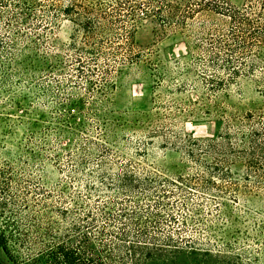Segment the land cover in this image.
I'll list each match as a JSON object with an SVG mask.
<instances>
[{
	"label": "rangeland",
	"instance_id": "1",
	"mask_svg": "<svg viewBox=\"0 0 264 264\" xmlns=\"http://www.w3.org/2000/svg\"><path fill=\"white\" fill-rule=\"evenodd\" d=\"M32 1L43 11L36 7L26 21L8 23L16 14L0 8V180L10 178L0 230L12 253L0 247V264L27 260L33 247L15 239L19 232L32 236L37 222L46 226L42 217L64 230L78 213L97 212L106 201L112 213L136 203L159 213V224L152 216L141 222L187 250L173 264H264V184L257 188L254 175L234 159L216 169L230 168L220 180L211 157L200 150L195 158L187 155L189 137L216 138L232 116L264 110V55L253 74L217 95L203 82L204 67L187 40L178 34L154 40L146 25L135 34L146 59L119 66L113 86L91 98L67 81L72 64L64 44L74 25L66 16L54 20L51 1ZM229 1L238 7L245 2ZM49 63L60 69L49 73ZM80 98V109L71 106ZM124 171L151 178V189L160 184L165 193L157 199L101 186V177L114 181ZM63 210L66 219L57 213Z\"/></svg>",
	"mask_w": 264,
	"mask_h": 264
},
{
	"label": "trees",
	"instance_id": "2",
	"mask_svg": "<svg viewBox=\"0 0 264 264\" xmlns=\"http://www.w3.org/2000/svg\"><path fill=\"white\" fill-rule=\"evenodd\" d=\"M45 1H51L54 20L66 16L74 25L69 42L64 44L72 64L67 81L91 98L113 86L119 66L146 59L147 50L135 42V34L146 25L152 26L154 40L175 34L187 40L189 51L197 52L199 57L196 63L204 67L207 76L203 82L217 95L227 91L238 78L253 74L251 71L264 55V0H245L240 7L229 0H66L64 7L61 0ZM5 7H11L12 14H16L8 23L13 18L18 19L16 22L28 20L36 7L43 11L42 5L32 0H0V8ZM12 49L17 51L13 44ZM53 61L61 67L57 55ZM55 65L49 63L47 71L60 69ZM53 81L60 84L55 77ZM83 105L81 98L77 104H71L79 109ZM68 113L74 114L71 110ZM188 142L191 146L187 155L191 159L200 150L215 161L212 172L216 178L222 180L230 174L228 167L224 172L216 169L234 159L244 164L247 176L254 175L257 188L264 184V110L232 116L222 122L216 138L189 137ZM165 143L168 142L165 140ZM150 179L143 181L124 171L114 181L103 176L99 182L106 190L116 188L123 195L153 194L159 199V194L165 193L164 186L158 184L152 190L155 181ZM9 180V177L0 180V208L3 209L6 208L4 197L9 196ZM106 180L111 182L106 184ZM211 184L217 187L215 182ZM89 189L97 192L95 188ZM109 203L112 202L106 201L97 212L78 213L75 222L64 230L49 217H42L47 219L46 226L35 223L32 236L18 233L15 240L32 246L35 252L31 251L25 262L15 264H173L178 256L187 254L170 236L161 240L141 222L152 216L157 225L161 221L159 213L142 211L139 203L132 207L120 205L112 213L107 210ZM57 213L66 219V210ZM8 242L0 230V247L11 256Z\"/></svg>",
	"mask_w": 264,
	"mask_h": 264
}]
</instances>
